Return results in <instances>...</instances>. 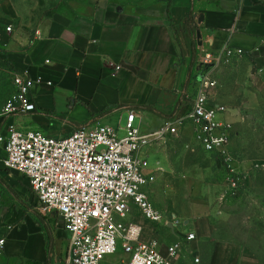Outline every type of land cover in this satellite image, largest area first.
Masks as SVG:
<instances>
[{
  "label": "crops",
  "instance_id": "1",
  "mask_svg": "<svg viewBox=\"0 0 264 264\" xmlns=\"http://www.w3.org/2000/svg\"><path fill=\"white\" fill-rule=\"evenodd\" d=\"M6 33L0 29L7 61L15 73L26 72L33 81L28 97L35 110L0 117V135L12 125L66 136L82 126L125 123L130 111L136 113L135 126L154 130L188 111L200 51L216 53L225 44L244 54L239 63L213 74L218 90L220 74L239 64L256 69L264 85V0H85L50 13L25 41H10ZM193 42L196 58L186 84ZM178 102L176 113L167 118ZM210 102L224 107L212 95ZM225 109L234 139L238 119L235 111ZM186 133L140 154L144 173L153 178L146 187L153 207L176 216L180 224L147 222L135 207L124 223L139 227L138 240L155 241L163 254L167 246L180 243L172 264H195L194 259L196 264H261L240 244L216 239L210 204L171 176L175 141L184 136L194 143ZM4 157L0 146V264H68L69 233L56 215L35 210L37 200L26 180L3 167ZM189 233L194 240L186 242ZM127 258L119 245L103 264H125Z\"/></svg>",
  "mask_w": 264,
  "mask_h": 264
},
{
  "label": "built area",
  "instance_id": "2",
  "mask_svg": "<svg viewBox=\"0 0 264 264\" xmlns=\"http://www.w3.org/2000/svg\"><path fill=\"white\" fill-rule=\"evenodd\" d=\"M5 32H11V26ZM243 54L228 44L216 53L201 50L197 87L188 111L182 118L165 120L154 130L144 132L135 126L136 113L130 111L119 128L124 132L120 138L114 127L98 124L78 127L59 137L10 125L0 135L3 167L26 180L37 200L35 210L44 216L56 215L69 233L66 263L103 264L119 245L128 256L125 264H172L178 257L180 243L167 246L163 254L155 241L138 240L139 227L124 223L135 207L152 223L180 224L176 216L164 215L153 207L146 192L153 178L144 173L146 162L140 154L187 132L202 152L217 157L232 170V123L223 118L225 107L212 104L210 97L216 87L215 70ZM12 85L15 90L1 117L33 112L28 97L33 81L27 73H14ZM192 240L194 235L187 234L185 241ZM2 246L0 239V255Z\"/></svg>",
  "mask_w": 264,
  "mask_h": 264
},
{
  "label": "rangeland",
  "instance_id": "3",
  "mask_svg": "<svg viewBox=\"0 0 264 264\" xmlns=\"http://www.w3.org/2000/svg\"><path fill=\"white\" fill-rule=\"evenodd\" d=\"M84 1L0 0V29L12 26L11 32H5L8 40L25 41L50 13ZM5 42L0 38V114L14 92L15 72L7 61ZM237 59L220 65L215 72L239 63ZM258 74L252 66H231L219 76L220 90L216 81L212 91L213 101L235 111L238 119V134L232 137L229 149L232 170L183 136L173 145L176 170L170 174L184 181L196 198L210 204L216 239L240 244L264 264V85ZM224 85L227 88L223 89ZM219 97H225L224 101L220 102ZM123 126L124 122L114 126L119 138L124 136L119 130Z\"/></svg>",
  "mask_w": 264,
  "mask_h": 264
},
{
  "label": "trees",
  "instance_id": "4",
  "mask_svg": "<svg viewBox=\"0 0 264 264\" xmlns=\"http://www.w3.org/2000/svg\"><path fill=\"white\" fill-rule=\"evenodd\" d=\"M189 19H190V17H189ZM189 19H188V21H189ZM195 58H196L195 42H193V46H192V59H191V62H190V65H189V69H188V74H187V78H186V84L189 81V77H190V74H191V69H192V66H193V64L195 62ZM179 106H180V103L178 102L177 105H176V107H175V109L173 110V112L170 115L166 116V117L167 118L168 117L172 118L173 115L176 113V111H177V109H178ZM149 110L151 112L155 113V114H159V115L161 114V113H159V112H157V111H155L153 109H149Z\"/></svg>",
  "mask_w": 264,
  "mask_h": 264
},
{
  "label": "water",
  "instance_id": "5",
  "mask_svg": "<svg viewBox=\"0 0 264 264\" xmlns=\"http://www.w3.org/2000/svg\"><path fill=\"white\" fill-rule=\"evenodd\" d=\"M196 39L198 40V45H200V42H199L200 34L198 32L196 33Z\"/></svg>",
  "mask_w": 264,
  "mask_h": 264
}]
</instances>
